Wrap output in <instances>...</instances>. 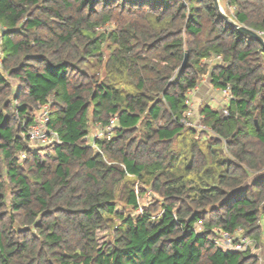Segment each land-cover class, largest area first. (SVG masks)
Returning <instances> with one entry per match:
<instances>
[{"label": "trees", "instance_id": "obj_1", "mask_svg": "<svg viewBox=\"0 0 264 264\" xmlns=\"http://www.w3.org/2000/svg\"><path fill=\"white\" fill-rule=\"evenodd\" d=\"M227 2L264 32V0ZM0 24V264H261L259 41L214 0H0ZM218 56L209 74L231 89L228 116L205 105L189 119L188 93ZM45 105L61 144L30 150L22 134ZM114 118L91 147V127ZM223 233L255 247L225 251Z\"/></svg>", "mask_w": 264, "mask_h": 264}, {"label": "built area", "instance_id": "obj_2", "mask_svg": "<svg viewBox=\"0 0 264 264\" xmlns=\"http://www.w3.org/2000/svg\"><path fill=\"white\" fill-rule=\"evenodd\" d=\"M187 1V0H184ZM230 10L233 11V9L229 6ZM3 32V27L0 24V65L2 63L1 58V35ZM260 36L264 38V32L259 33ZM222 57L218 56L214 58V61L217 63H222ZM212 62V61H211ZM198 91V86L188 93V101L187 105L189 107L188 111V118L195 119L197 117L198 119V109L195 108V105L193 104L192 98L194 97L195 93ZM219 94L222 96L223 99V110H222V116H228L227 110L224 108L227 104L231 102L233 99V95L230 88L225 89H217ZM184 121L188 126L196 127L197 129H202L203 127L199 124V121ZM49 106L45 105L42 107H39V110L31 114V120L26 122V128H24L23 137L25 144L28 149L30 150H37L39 148H55L56 146L61 144V140L58 136V134L54 131H52L49 128ZM30 122V123H29ZM116 124V118L111 120L110 125L103 126L102 124H96L92 137L87 138V143L93 147L94 149H98L96 142L98 140H101L107 135H110L114 125ZM26 158V153L20 154V161L24 160ZM151 195V193H147ZM138 214L143 213L142 207H140L137 211ZM199 226V229L197 231L201 230V226ZM226 244H225V243ZM218 246H220L225 251H237V252H245L248 249H250L252 246H254V242L251 241L248 238L242 237L238 242H234V240L230 237L229 234L223 233L222 234V240L217 243Z\"/></svg>", "mask_w": 264, "mask_h": 264}, {"label": "rangeland", "instance_id": "obj_3", "mask_svg": "<svg viewBox=\"0 0 264 264\" xmlns=\"http://www.w3.org/2000/svg\"><path fill=\"white\" fill-rule=\"evenodd\" d=\"M218 1L223 5L224 8L226 7L223 0H218ZM222 11L226 15L230 16L229 11H224L223 9H222ZM106 27H107V30H109V31L110 30L112 31L115 29L114 25H111V26L107 25ZM209 63L211 65L209 66L208 73L200 78V81L198 84V91L195 93L196 99L200 100L199 101L200 105L198 106V109L201 108L202 106L209 105L210 104L209 102H211L210 106L213 109L218 110V111H220V113H222L223 99H222V96L219 94V92H217V89L212 87L211 80H210V74H209L210 73L209 71L211 70L212 66L214 64H216L217 62H215L214 59H211V60H209ZM12 83H13L14 87H16V82L12 81ZM212 98H215V100L214 99L211 100ZM198 112H199V110H198ZM94 129H95V127L94 128L91 127L89 137H92L91 135L93 134ZM88 139H90V138H88ZM44 161L47 164H51V165L55 164V153L53 150L51 151L50 156H47L46 158H44ZM263 176H264V172L261 174H254L253 177H251L249 184H252L253 182L258 181L259 179L263 178ZM153 198H155V196H151L149 194H146L143 198H140V203L142 206L143 205H149L152 202ZM117 211L120 214H124V215H128L130 213L133 216L137 213V211H136V213H134L133 211H131V209L126 210L123 206V203H121V202H118ZM197 229H199V226H197ZM99 238L102 241H104V239L108 240L110 238V236H109V233H103V234H99ZM221 240H222V237H221ZM219 241H220V239H219ZM254 247H255V245L252 246L251 248L254 249ZM253 253L255 255L259 256L260 263L264 264V244L260 245L258 250L255 249L253 251Z\"/></svg>", "mask_w": 264, "mask_h": 264}, {"label": "water", "instance_id": "obj_4", "mask_svg": "<svg viewBox=\"0 0 264 264\" xmlns=\"http://www.w3.org/2000/svg\"><path fill=\"white\" fill-rule=\"evenodd\" d=\"M214 3H215V6L218 10V12L221 14V16L232 26L234 27L235 29H237L239 32L241 33H244L248 36H250L251 38L259 41L263 46H264V38L262 36L259 35V33L245 27V26H241L239 25L238 23H236L235 21H233L228 15H226L221 7H220V4H219V1L218 0H214ZM5 33V31H3V34ZM187 62H188V56L186 55L185 58H184V61L182 63V69H185L186 65H187Z\"/></svg>", "mask_w": 264, "mask_h": 264}, {"label": "crops", "instance_id": "obj_5", "mask_svg": "<svg viewBox=\"0 0 264 264\" xmlns=\"http://www.w3.org/2000/svg\"><path fill=\"white\" fill-rule=\"evenodd\" d=\"M224 1V3H225V8L223 7V5L219 2V4H220V7H221V9H223L224 11H231L230 10V8H229V5H228V2H227V0H223ZM218 92V91H217ZM215 100V98H212L211 100ZM192 100H193V104L195 105V107L198 109V106L200 105L199 104V101L200 100H198V99H196V97H195V95H194V97L192 98ZM210 104H211V102H209ZM209 104V105H210Z\"/></svg>", "mask_w": 264, "mask_h": 264}]
</instances>
